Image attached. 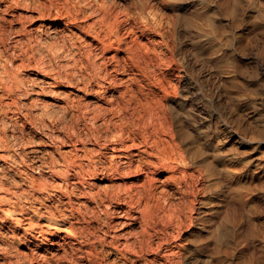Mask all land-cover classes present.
<instances>
[{
  "label": "bare ground",
  "instance_id": "bare-ground-1",
  "mask_svg": "<svg viewBox=\"0 0 264 264\" xmlns=\"http://www.w3.org/2000/svg\"><path fill=\"white\" fill-rule=\"evenodd\" d=\"M179 18L170 0H0V264H199L207 175L167 105Z\"/></svg>",
  "mask_w": 264,
  "mask_h": 264
},
{
  "label": "rangeland",
  "instance_id": "rangeland-1",
  "mask_svg": "<svg viewBox=\"0 0 264 264\" xmlns=\"http://www.w3.org/2000/svg\"><path fill=\"white\" fill-rule=\"evenodd\" d=\"M170 2L180 18L167 105L207 175L191 255L199 264H264V0ZM215 230L225 233L218 244Z\"/></svg>",
  "mask_w": 264,
  "mask_h": 264
}]
</instances>
